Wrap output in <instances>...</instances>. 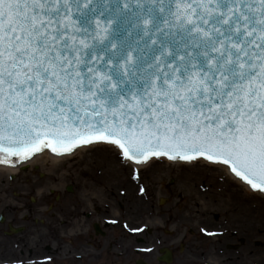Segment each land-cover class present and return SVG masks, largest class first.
Masks as SVG:
<instances>
[{"label":"snow or ice","instance_id":"6c2138e0","mask_svg":"<svg viewBox=\"0 0 264 264\" xmlns=\"http://www.w3.org/2000/svg\"><path fill=\"white\" fill-rule=\"evenodd\" d=\"M94 144L264 193V0H0V165Z\"/></svg>","mask_w":264,"mask_h":264},{"label":"flooded vegetation","instance_id":"af4514ba","mask_svg":"<svg viewBox=\"0 0 264 264\" xmlns=\"http://www.w3.org/2000/svg\"><path fill=\"white\" fill-rule=\"evenodd\" d=\"M94 167L90 175H29L37 167L0 174V264H264L258 208H217L214 222L194 229L172 178L165 187L162 177L150 184L117 166ZM231 210L218 224L219 212Z\"/></svg>","mask_w":264,"mask_h":264},{"label":"rangeland","instance_id":"374dc122","mask_svg":"<svg viewBox=\"0 0 264 264\" xmlns=\"http://www.w3.org/2000/svg\"><path fill=\"white\" fill-rule=\"evenodd\" d=\"M88 154L90 153H79L75 155L72 159L68 160L66 163H63L66 167H64L63 164L62 166L64 168L62 166L59 167L60 169L63 168L62 171L59 168L53 169L51 165L48 166L49 169L51 168L52 176L62 177L70 174L75 175L76 172H81V175H90V173L87 172V167L96 165V167L92 169L98 170L102 169L104 166L112 165L118 167L120 175L134 174L135 176L144 178L143 180L148 181L147 183L151 182L150 184H154L153 178L162 177L161 181H166V187L167 182H169L172 178L175 182L172 184L169 183L170 191L176 192V201H178L184 208V219L194 220V223H191L194 229H198L196 225L198 222L209 220L214 222L212 215L218 212L217 208H237L242 209L243 213H250V210H252L253 208L260 209V207H262L264 209L263 197L255 195L251 191L241 190V185H239L238 183H233L231 179H229L222 173L218 172L215 179H213L215 180V182H212L211 177L212 173L214 172H208L212 171L211 169H204L206 173H204L203 178H201L200 180L196 179L197 181H190L188 178H185L183 172L184 166L164 167L163 163L159 162L154 166L145 168L144 170H133L132 168H126L124 166L125 164H121L114 154L106 151L105 149L98 150L97 155H95L96 157L94 156L95 159H93V157L89 158L87 156ZM111 155H113L114 157H112ZM86 160L88 161L86 162ZM90 160H100L103 161V163H90ZM75 162H77L78 164H73ZM192 169H196V167H193ZM40 171H44V169L40 168L39 171H35V173H29V175H48L47 172L42 173ZM0 174L6 175L7 172L0 170ZM179 184L181 185L179 186ZM155 185H157V183H155ZM159 186H161V184H159ZM229 213H232V210L227 213L219 212L220 220H218V224L225 223V220L230 219L232 215H228ZM195 221L197 223H195Z\"/></svg>","mask_w":264,"mask_h":264},{"label":"bare ground","instance_id":"6f19581e","mask_svg":"<svg viewBox=\"0 0 264 264\" xmlns=\"http://www.w3.org/2000/svg\"><path fill=\"white\" fill-rule=\"evenodd\" d=\"M105 147L106 146L96 145V144L95 145H91V146H87V147H81V149L79 151H77L76 153H73V154H70V155H67V156H55V155H52L49 152L45 151L44 153L40 154V156L38 155V157H33L32 160H30V161H28V163L24 164L23 165V169L25 171H29L33 167L34 168L35 167H39V168H43L44 170H47V171H40V172H42V173L43 172H47L48 175L52 176L51 168L49 169L48 166L51 165L53 169H58L59 167L62 166L63 163H66L68 160H70L71 158H73L75 155H77L79 153H81V154L90 153L87 156L89 158L93 157V159H95L94 156L97 155L98 150L105 149ZM111 156L114 157L113 155H111ZM87 161L88 160H86V162ZM159 162H162L164 167L172 166L173 164H181L182 166H184V171L183 172H184L185 178H188L190 181H194L196 179L200 180L201 178H203L204 173H206V171L204 169H209L210 170V168L205 167L204 164H202L199 160L194 161V163H182L180 161H170V160H168L167 158H164V157H162L161 159H159L155 163H153L152 161H149V163L146 164V165H144V164L142 166L133 165L132 168L134 170H140V169L144 170L145 168H149L151 166H154L155 164H157ZM204 163H206V162H204ZM193 165H199V166H193ZM63 166H64V164H63ZM189 166H192V167H189ZM46 167H48V168H46ZM64 167H66V166H64ZM193 167H196V169H192ZM63 168H61V169L59 168V169L62 171ZM109 168L111 169V167H109ZM0 169L3 170V171H6L8 173H12V174L18 172V168L13 169V168H8L7 167V168H5L7 170H5L3 168H0ZM208 172H214V173H212V177H211L212 178L211 179L212 182H215V180H213V179H215V177H216L218 172L222 173L223 175L227 176L228 178L231 176L230 173H223V172H220V171H208ZM234 179H235V177L231 178V180H234ZM238 184L242 186L241 190H247V191H251L252 190L247 184H243V183H239V182H238ZM252 192L255 195H259V196L264 198V193H262V192L256 193L254 190H252ZM258 210H259L260 214L264 215V209L262 207H260V209H258Z\"/></svg>","mask_w":264,"mask_h":264},{"label":"water","instance_id":"95a60500","mask_svg":"<svg viewBox=\"0 0 264 264\" xmlns=\"http://www.w3.org/2000/svg\"><path fill=\"white\" fill-rule=\"evenodd\" d=\"M95 145V144H94ZM81 148H78V149H76V150H74L72 153H70V154H73V153H76L77 151H79ZM70 154H65V155H61V156H67V155H70ZM39 156H40V154H39ZM35 157H38V155H36ZM162 158V157H161ZM161 158H159V159H161ZM32 160V159H31ZM17 163V162H16ZM149 163V162H148ZM148 163H146V164H148ZM182 163H194V161L193 162H182ZM146 164H144V165H146ZM143 164H141V165H137V166H142ZM256 193H258V192H256Z\"/></svg>","mask_w":264,"mask_h":264}]
</instances>
